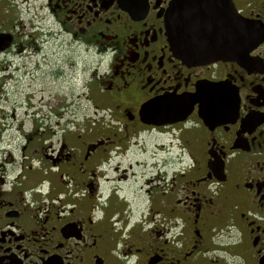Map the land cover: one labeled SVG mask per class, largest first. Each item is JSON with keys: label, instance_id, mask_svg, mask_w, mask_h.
Listing matches in <instances>:
<instances>
[{"label": "flooded vegetation", "instance_id": "1", "mask_svg": "<svg viewBox=\"0 0 264 264\" xmlns=\"http://www.w3.org/2000/svg\"><path fill=\"white\" fill-rule=\"evenodd\" d=\"M198 1L0 0V90L25 95L22 58L79 50L98 116L43 112L41 75L37 105L0 111V264H264V38L188 57L231 1L264 31V0Z\"/></svg>", "mask_w": 264, "mask_h": 264}, {"label": "rangeland", "instance_id": "2", "mask_svg": "<svg viewBox=\"0 0 264 264\" xmlns=\"http://www.w3.org/2000/svg\"><path fill=\"white\" fill-rule=\"evenodd\" d=\"M60 43L61 40H59V44ZM42 52V57L45 61H43L41 69H38V63L35 54L33 55L34 61L31 59L22 58L24 61H26V67H21V69L17 70L13 68V70L16 72L21 70L20 74H16L15 77H18L16 81H23L25 95H23L22 91V94L18 99V94L16 97H14L12 94H9L8 91L0 90V111H5L7 113V109H10L13 106L15 100H18L17 102L19 104L21 101L24 102L21 110L19 107L17 108L16 113L19 114H21L23 110H29L37 105V97H35V99L31 98V95H29L31 89L28 85L29 82H39V76L41 75V81L44 83L41 88V102L43 101L41 103V108L43 109V112H46L47 109H49L51 103H53L51 106H53L54 109H57L56 103L57 107L60 106V108H62L60 103L66 104L67 102L69 103V101H71L68 104L69 106L66 105L69 107V111H66L68 110L66 109L64 112H74V114L76 113L82 116L89 115L90 119L93 120L95 106L83 98V94L85 92V88H83V83L85 82L84 76H88L89 70H92L93 67H96V60L93 58V56L85 55L79 50H76V52H62L59 47H56L54 50L53 48L50 49L48 46L47 48L43 49ZM55 62L58 63V67L56 68L53 65ZM70 65H72V67ZM54 71L57 73V79L51 77ZM46 84L47 86L45 87L44 85ZM31 93L33 92L31 91ZM55 96L56 103L54 100L51 102V97L53 98ZM1 114L2 113L0 112V117ZM97 117L98 116L95 114V118ZM105 121L109 123L110 119L106 118ZM129 159L130 158H127L125 160L128 161Z\"/></svg>", "mask_w": 264, "mask_h": 264}, {"label": "water", "instance_id": "3", "mask_svg": "<svg viewBox=\"0 0 264 264\" xmlns=\"http://www.w3.org/2000/svg\"><path fill=\"white\" fill-rule=\"evenodd\" d=\"M205 1H198V7L207 10ZM179 1L173 4L174 27H179L178 22ZM229 18L233 23V28L229 26L228 32L218 31L212 24L209 26L204 23L197 24V40L194 42V52L188 57L201 63L214 62L217 60H227L229 58H239L245 51L259 44L263 40L264 31L261 26L248 20L239 19L238 13L233 2L227 4ZM211 7V6H208ZM220 30V28H218ZM177 36V35H176ZM175 45H179V39H175ZM187 46L191 44L187 42Z\"/></svg>", "mask_w": 264, "mask_h": 264}]
</instances>
